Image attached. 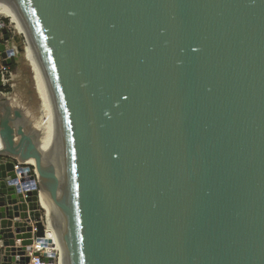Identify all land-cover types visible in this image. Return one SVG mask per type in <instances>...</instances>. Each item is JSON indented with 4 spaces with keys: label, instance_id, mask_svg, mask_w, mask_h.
I'll return each instance as SVG.
<instances>
[{
    "label": "water",
    "instance_id": "1",
    "mask_svg": "<svg viewBox=\"0 0 264 264\" xmlns=\"http://www.w3.org/2000/svg\"><path fill=\"white\" fill-rule=\"evenodd\" d=\"M4 1L59 162L0 95V264L43 192L69 264H264V0Z\"/></svg>",
    "mask_w": 264,
    "mask_h": 264
},
{
    "label": "bare ground",
    "instance_id": "2",
    "mask_svg": "<svg viewBox=\"0 0 264 264\" xmlns=\"http://www.w3.org/2000/svg\"><path fill=\"white\" fill-rule=\"evenodd\" d=\"M0 12L2 13L4 12L7 15V17L10 19L9 22L11 21L13 23L9 10L4 0H0ZM35 86H36V83H35ZM36 90L38 92L37 86H36ZM41 113H42V119L36 123L34 122L35 128L39 127V130L41 131L40 150L42 151L46 159L49 157H55L58 160L57 151L55 155L53 156V148L55 144L52 143L54 140L53 134H52L50 122L47 117L44 106H42ZM28 163L33 164L34 160L29 159ZM62 175L63 173H62L60 163H59V188L60 189H62L61 183L63 181V178L65 177V175H63V177ZM39 200H40V204L42 208L44 209L45 215H46L45 236H44L45 244L47 245L49 249L55 250L57 254L59 255L57 264H69V259L67 255L68 246L65 245L62 239L63 237L58 234L59 229L57 228V224L60 223L59 226H62L64 224L63 223L64 222V218H63L64 212L62 211L63 208L61 207V202L59 201V208H58V204H57L58 199L54 197L53 195H50L46 192L40 193Z\"/></svg>",
    "mask_w": 264,
    "mask_h": 264
},
{
    "label": "rangeland",
    "instance_id": "3",
    "mask_svg": "<svg viewBox=\"0 0 264 264\" xmlns=\"http://www.w3.org/2000/svg\"><path fill=\"white\" fill-rule=\"evenodd\" d=\"M0 12V19L10 20L7 15ZM7 28L9 30L10 36H15L20 39L17 30L14 28L13 23L8 21ZM21 41V40H20ZM16 45V44H15ZM17 46V45H16ZM21 50L18 52L16 61V77L15 82L12 87H8L6 85V91H8L9 95L5 97L14 98V105L23 108L25 111V115L23 118L27 120V122H38L42 119V101L36 90L35 80L21 42V46H19ZM17 53V52H16ZM41 107V108H40ZM39 129V127L37 128ZM45 134V133H44ZM54 139V138H53ZM55 144L54 140L52 142ZM56 153V147L53 148V156ZM58 208H59V199L57 200Z\"/></svg>",
    "mask_w": 264,
    "mask_h": 264
},
{
    "label": "built area",
    "instance_id": "4",
    "mask_svg": "<svg viewBox=\"0 0 264 264\" xmlns=\"http://www.w3.org/2000/svg\"><path fill=\"white\" fill-rule=\"evenodd\" d=\"M0 72H1V80L4 83V87L0 88V95L8 96L9 93L8 91H6L7 89L6 85L8 87H12L14 85L16 73L9 67V65L1 66ZM40 207L42 208V206ZM42 210L44 209L42 208ZM43 223L45 224L44 220ZM48 250L50 249L45 244L44 237L35 236L33 231L32 243L28 245L26 249V255L29 256L28 264H57L59 255L55 250H54V254L52 255L53 263H49L46 261V257L44 255L48 252Z\"/></svg>",
    "mask_w": 264,
    "mask_h": 264
},
{
    "label": "crops",
    "instance_id": "5",
    "mask_svg": "<svg viewBox=\"0 0 264 264\" xmlns=\"http://www.w3.org/2000/svg\"><path fill=\"white\" fill-rule=\"evenodd\" d=\"M8 43H9V45H12V44L15 45V42L13 41L12 36H10V40H9ZM17 55H18V52L15 53V55L13 56L15 60L17 59ZM13 57H12V58H13ZM7 98H8V101L10 102V106H11L13 109H15V108H16V109H20L21 112L23 113L22 115H25V111H24L23 108L21 109V108H19V107H17V106L14 105V104H15V103H13L14 100H15L14 98H12V99L9 98V97H7ZM0 146H1V144H0Z\"/></svg>",
    "mask_w": 264,
    "mask_h": 264
},
{
    "label": "trees",
    "instance_id": "6",
    "mask_svg": "<svg viewBox=\"0 0 264 264\" xmlns=\"http://www.w3.org/2000/svg\"><path fill=\"white\" fill-rule=\"evenodd\" d=\"M4 21H5V23L7 24L8 23V20L7 19H4ZM10 34V33H9ZM13 41L15 42V44L17 45V46H21V41H20V39H18V38H16L15 36H13ZM16 66H17V64H16V61H15V59H14V57L12 58V62H11V64L9 65V67L13 70V71H16Z\"/></svg>",
    "mask_w": 264,
    "mask_h": 264
}]
</instances>
